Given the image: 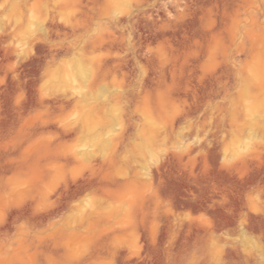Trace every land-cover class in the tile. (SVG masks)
<instances>
[{
    "label": "rangeland",
    "instance_id": "obj_1",
    "mask_svg": "<svg viewBox=\"0 0 264 264\" xmlns=\"http://www.w3.org/2000/svg\"><path fill=\"white\" fill-rule=\"evenodd\" d=\"M0 264H264V0H0Z\"/></svg>",
    "mask_w": 264,
    "mask_h": 264
}]
</instances>
